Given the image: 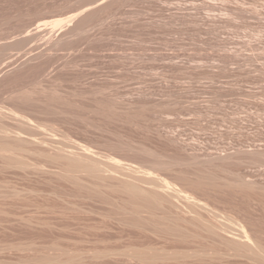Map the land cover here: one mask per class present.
Instances as JSON below:
<instances>
[{"label": "rangeland", "instance_id": "1", "mask_svg": "<svg viewBox=\"0 0 264 264\" xmlns=\"http://www.w3.org/2000/svg\"><path fill=\"white\" fill-rule=\"evenodd\" d=\"M0 264H264V0H0Z\"/></svg>", "mask_w": 264, "mask_h": 264}, {"label": "bare ground", "instance_id": "2", "mask_svg": "<svg viewBox=\"0 0 264 264\" xmlns=\"http://www.w3.org/2000/svg\"><path fill=\"white\" fill-rule=\"evenodd\" d=\"M77 16V15H72V17L70 19H68V21H71L73 20V18ZM64 20H60L58 23H62ZM43 25V24H42ZM46 25V24H45ZM38 28H41V24L38 25ZM120 161V160H118ZM119 163V162H118ZM160 186H166L169 190H171L172 192H180V193H185L187 197H194V199H196L195 196H193L192 194H189L185 191H183L181 188H178L177 185L163 179V184H161ZM242 233H243V236H246L248 239H250V235L248 233V230L246 229V227L244 225H241V230H240Z\"/></svg>", "mask_w": 264, "mask_h": 264}]
</instances>
